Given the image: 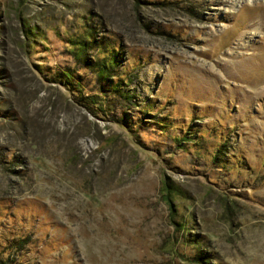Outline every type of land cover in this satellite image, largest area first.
<instances>
[{
    "label": "rangeland",
    "instance_id": "obj_1",
    "mask_svg": "<svg viewBox=\"0 0 264 264\" xmlns=\"http://www.w3.org/2000/svg\"><path fill=\"white\" fill-rule=\"evenodd\" d=\"M0 264H264V0H0Z\"/></svg>",
    "mask_w": 264,
    "mask_h": 264
},
{
    "label": "trees",
    "instance_id": "obj_2",
    "mask_svg": "<svg viewBox=\"0 0 264 264\" xmlns=\"http://www.w3.org/2000/svg\"><path fill=\"white\" fill-rule=\"evenodd\" d=\"M82 43L79 42L77 43V49H82ZM112 65V60L110 59H107V61L105 60L104 61V64H103V61L102 63L99 64L98 68L96 70H94V73H95V77L97 78V80H102L106 77L107 75V71L109 70V68L111 67ZM62 78L63 79H68V75L66 74H63L62 75ZM57 82L59 83V80H57ZM62 83V86H67L69 85V82L67 81H63V82H60ZM71 91H74L73 88H71L69 90L70 93H72ZM85 99L87 100L85 103H83V105H88L89 107H94V110L96 109L97 112H100L101 111V108L103 107L102 105H104V99L103 97L99 96L98 93H95V94H92V95H85ZM85 105V106H86ZM88 110H90L91 108H88L86 107ZM93 109V108H92ZM90 113L93 115L94 113L90 111Z\"/></svg>",
    "mask_w": 264,
    "mask_h": 264
}]
</instances>
